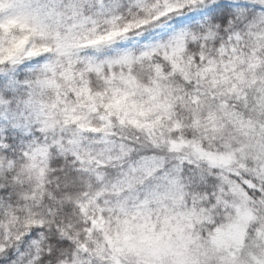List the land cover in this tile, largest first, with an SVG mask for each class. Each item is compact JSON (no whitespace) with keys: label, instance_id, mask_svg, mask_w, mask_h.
Returning <instances> with one entry per match:
<instances>
[{"label":"snow or ice","instance_id":"snow-or-ice-1","mask_svg":"<svg viewBox=\"0 0 264 264\" xmlns=\"http://www.w3.org/2000/svg\"><path fill=\"white\" fill-rule=\"evenodd\" d=\"M210 48L233 73L228 94L241 95L237 64H264V0H0V173L42 180L49 160L64 161L66 182L116 170L106 189L78 204L85 215L95 205L93 228L105 211L114 215L110 264L125 255L135 264H264V123L222 102L238 136L219 148L158 132L178 91L168 81H187L194 60L209 70ZM113 119L150 148L135 146L139 138L117 141ZM82 132L99 139L87 144ZM162 150L184 155L170 163ZM105 191L114 205L100 206ZM14 195L0 188V205L11 208ZM44 223L29 216L25 231L0 229V264H69L61 252L71 238H49Z\"/></svg>","mask_w":264,"mask_h":264},{"label":"clouds","instance_id":"clouds-1","mask_svg":"<svg viewBox=\"0 0 264 264\" xmlns=\"http://www.w3.org/2000/svg\"><path fill=\"white\" fill-rule=\"evenodd\" d=\"M191 55L198 57L199 51H194ZM207 58L215 61L209 70L203 71L208 65L194 60L190 69L191 75L187 81L179 76L168 81L178 91L176 98L171 100V119H165L163 127L158 129V132H162L165 138L197 141L203 143L205 147L211 144L216 149L221 146L222 139L238 136L236 128L230 121L224 119L223 111L219 107L222 102H226L230 109L239 112L245 120L251 119L264 123V64H257L251 69L247 64H237L236 75L243 74L244 77L242 94L237 96L228 94V87L234 76L232 72L224 71L223 63L226 62V57L222 58L210 48ZM226 78L228 83L225 82ZM236 83L240 82L236 81ZM244 96L247 97L246 101ZM92 119L93 123H99L94 115ZM112 122L117 141L121 136L129 137L135 145L136 138H139V144L135 146L150 148L142 133L130 128L121 129L115 119ZM174 124H178L179 127L174 128ZM75 130L72 129V131ZM81 135L87 144H93L99 139L87 132H82ZM161 154L168 157L170 163H174L176 155H184V152L170 155L162 150ZM46 168L47 172L42 180L35 174L29 175L19 170L7 172V175L0 173V188L8 186L15 194L11 201V208L0 205V229L10 232L25 231L27 230L25 220L29 216L43 219L45 233L49 238L53 234H56L57 239L71 238L68 248L61 252L69 264H71L69 258L74 254L80 258L81 264H110L107 259L110 249L106 236H115L118 226L114 215L105 211L104 225L93 228L89 220L97 215L94 210L95 205L90 206L85 215L79 210L78 204L86 203L96 191L106 189L107 185L115 179L116 170L100 168L93 169L87 174L76 172L74 181L66 182L65 177L68 173L62 171L65 168L63 160L58 166H53L49 160ZM97 172L101 176L99 180L96 178ZM25 196L28 198L25 199ZM105 200L111 203L105 205ZM115 201L116 197L109 191H105L99 198V204L102 207L112 206ZM4 203L7 204V199ZM57 229L63 230L64 235H60ZM88 229L91 231H87ZM253 239L254 236H250L249 244L253 243ZM81 246L86 248V253L81 250ZM121 259L123 264H135V258L132 256L125 255ZM58 264L63 262L58 260Z\"/></svg>","mask_w":264,"mask_h":264}]
</instances>
